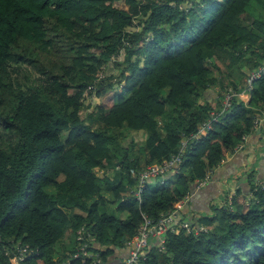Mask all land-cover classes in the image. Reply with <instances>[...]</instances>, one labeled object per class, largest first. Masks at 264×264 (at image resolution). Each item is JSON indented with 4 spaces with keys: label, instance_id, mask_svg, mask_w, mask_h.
Returning <instances> with one entry per match:
<instances>
[{
    "label": "trees",
    "instance_id": "trees-1",
    "mask_svg": "<svg viewBox=\"0 0 264 264\" xmlns=\"http://www.w3.org/2000/svg\"><path fill=\"white\" fill-rule=\"evenodd\" d=\"M263 60L264 0H0V264L17 244L23 264H58L81 244L101 264L121 256L143 215L173 212L255 131L264 76L139 204L129 170L178 154L220 109L205 91L243 90ZM180 217L191 230L166 233L141 264H264V183ZM64 234L72 245L56 256Z\"/></svg>",
    "mask_w": 264,
    "mask_h": 264
},
{
    "label": "built area",
    "instance_id": "built-area-1",
    "mask_svg": "<svg viewBox=\"0 0 264 264\" xmlns=\"http://www.w3.org/2000/svg\"><path fill=\"white\" fill-rule=\"evenodd\" d=\"M264 76V60L262 64L256 69L248 73L245 78L244 89L239 92H234L232 89H228L220 99L219 111L211 110L208 113L206 120L198 127L197 132L187 139H183L180 143L179 153L176 155H171L168 159L162 160L160 163H153L147 165L141 171H135L130 169V175L136 180L135 186L131 188V195L140 203V196L147 185L150 183L160 184L165 181L168 175H175L178 173V165L182 160V154L189 141L196 143L201 137L205 136L211 129L212 125L217 122L218 117L222 115L231 105L233 97L237 96L239 99L244 100L253 86L254 82L260 77ZM264 120V114L262 118H258L254 124L255 126ZM197 187L204 185V180L197 181ZM179 205L174 206L175 210L167 215L159 216L155 221L142 216V223L137 228V231L133 237H131L127 242H125L126 255L119 264H141V262L146 258L149 251L153 246L160 252L163 250V243L165 235L168 232L178 233L181 229L189 232L191 229L190 224L183 223L181 217L178 213ZM199 230V229H198ZM194 231V234L198 232ZM200 230L204 228L200 227ZM80 234V231L77 232ZM77 241L81 240V236H77ZM17 244V255L14 257L13 264H23L25 260L26 247L18 246ZM19 247L22 249L19 250ZM78 253L73 254L71 258H67L58 264H70L71 259H76L81 256L80 262L85 264L89 259L88 264H101L98 256L94 253L87 251V245L81 244L77 249Z\"/></svg>",
    "mask_w": 264,
    "mask_h": 264
},
{
    "label": "crops",
    "instance_id": "crops-1",
    "mask_svg": "<svg viewBox=\"0 0 264 264\" xmlns=\"http://www.w3.org/2000/svg\"><path fill=\"white\" fill-rule=\"evenodd\" d=\"M215 93H210L208 89L204 93L206 101H213ZM255 131L242 138L239 146L232 152L225 155L224 160L209 177L206 184L194 186L192 192L179 205L178 211L182 216L211 215L213 209L229 199L236 189H240L243 194H247L249 181L255 184L264 183V120ZM156 186V185H155ZM154 186V187H155ZM65 240L59 255L64 254L68 249ZM126 251L118 256L115 253L108 258L106 264H118L125 256Z\"/></svg>",
    "mask_w": 264,
    "mask_h": 264
},
{
    "label": "rangeland",
    "instance_id": "rangeland-1",
    "mask_svg": "<svg viewBox=\"0 0 264 264\" xmlns=\"http://www.w3.org/2000/svg\"><path fill=\"white\" fill-rule=\"evenodd\" d=\"M174 5V4H173ZM254 7H255V4H251L250 6H248V11H252V14L254 13V11H253V9H254ZM137 18H141V19H144V17H141V15H138L137 16ZM132 23V25L131 26H129L128 28H127V30L128 31H134L135 29H137V24H136V20H135V23L132 21L131 22ZM114 60H116V61H120V60H122V55H120V56H118L117 58H113V56L111 57V61H114ZM108 67H110V66H108ZM123 67H124V65H123ZM122 67V68H123ZM121 67H119V69H120ZM121 68V69H122ZM115 71V66L112 64V71L110 72V74H112L113 72ZM247 76H248V74H246ZM33 76H36V75H33ZM263 77V76H262ZM261 78V77H260ZM122 82V81H121ZM253 90V86L251 87V89H250V91H249V93H248V95H247V98H243L244 99V102H247L248 100H249V95H250V92ZM76 90H74V92H75ZM208 91L210 92V93H215V91H217V88L216 87H214V88H210V89H208ZM71 92H73L72 90H71ZM224 94V93H223ZM215 95V94H214ZM86 97L88 98L87 100H86ZM222 98V96L221 97H219L218 98V96H217V94L215 95V97H214V100H217L218 102H219V104H220V99ZM84 99H85V101H86V103H91V105H94L95 103H96V99L95 98H93L92 96H88L87 95V93H84ZM213 100V101H214ZM221 117V116H220ZM220 117H218V120H217V122L220 120ZM256 121V120H255ZM254 121V122H255ZM216 122V123H217ZM256 126H259L258 124L256 125ZM212 127H213V125H212ZM139 143H142V141H139ZM99 168L97 167V168H94V170H98ZM210 173H212V171L211 170H209V171H207V175L208 174H210ZM163 183V182H162ZM162 183H160V184H162ZM160 184H158V185H160ZM156 184L155 183H150L148 186H150L151 188H153L154 186H155ZM234 194V193H233ZM233 194L231 195V196H233ZM222 205V203H220L219 204V206L218 207H220ZM66 237V238H65ZM71 238L69 237V236H67V234L65 235H63L62 236V238H61V240H67L66 242H65V244L66 245H68V246H71L72 245V243L69 241ZM56 246H57V244H56ZM62 249H63V247L62 246H59L58 248H55V250H56V256L57 255H59L60 254V252L62 251ZM19 250H21L22 251V249L19 247ZM24 259H26L25 257H24Z\"/></svg>",
    "mask_w": 264,
    "mask_h": 264
}]
</instances>
